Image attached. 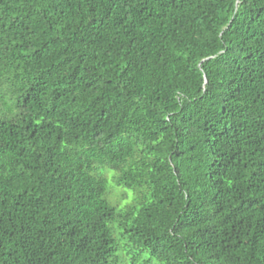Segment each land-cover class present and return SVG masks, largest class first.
Segmentation results:
<instances>
[{"label":"trees","instance_id":"1","mask_svg":"<svg viewBox=\"0 0 264 264\" xmlns=\"http://www.w3.org/2000/svg\"><path fill=\"white\" fill-rule=\"evenodd\" d=\"M0 264H264V0H0Z\"/></svg>","mask_w":264,"mask_h":264},{"label":"rangeland","instance_id":"2","mask_svg":"<svg viewBox=\"0 0 264 264\" xmlns=\"http://www.w3.org/2000/svg\"><path fill=\"white\" fill-rule=\"evenodd\" d=\"M118 197H119V194H118L117 192L112 191V192L110 193V198H111L112 200H117ZM123 201H124V199L121 200V202H123Z\"/></svg>","mask_w":264,"mask_h":264}]
</instances>
